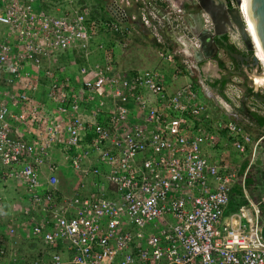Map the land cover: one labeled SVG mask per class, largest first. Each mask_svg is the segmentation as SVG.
Wrapping results in <instances>:
<instances>
[{
    "label": "built area",
    "instance_id": "1",
    "mask_svg": "<svg viewBox=\"0 0 264 264\" xmlns=\"http://www.w3.org/2000/svg\"><path fill=\"white\" fill-rule=\"evenodd\" d=\"M64 1L68 7L52 14L41 0H0V185L23 189L28 203L22 226L50 253L48 260L14 263L264 264L260 205L226 213L247 172L242 175L225 152L216 160L204 152L219 135L204 125L212 117L196 85L189 81L170 92L171 78L160 69L130 74L117 68L115 49L138 20L160 45L172 79L191 76L192 60L164 36L170 28L192 53L200 48L181 4L108 0V16L96 17L88 1ZM202 18L213 30L210 15ZM107 33L116 39L97 45L101 63L82 67L77 84L61 69L65 77H59L57 57L77 49L89 58L93 40ZM229 33L244 49L239 34ZM224 106L231 118L211 120L213 128L224 131L239 154L250 147L255 153L258 142L237 121L238 113ZM55 151L63 162L54 160ZM66 164L79 183L65 194ZM89 182L96 190L86 194ZM5 198L0 188V207ZM33 210L44 217L36 219ZM60 243L68 258L56 250ZM0 254L8 253L0 248Z\"/></svg>",
    "mask_w": 264,
    "mask_h": 264
},
{
    "label": "crops",
    "instance_id": "2",
    "mask_svg": "<svg viewBox=\"0 0 264 264\" xmlns=\"http://www.w3.org/2000/svg\"><path fill=\"white\" fill-rule=\"evenodd\" d=\"M176 1L177 3L181 4V6L185 5L183 6L182 10H183L185 19L189 25V21H188L189 17L195 14L193 11L194 6L192 2H188L187 4H185V1L183 0H176ZM64 2H65L64 0H41V6H44L43 9L49 13L61 14L63 10L66 9V7H68V4H65ZM130 9L131 10L133 9V11L135 12L136 7H132ZM99 13L100 15H97L96 17L98 16L106 17V15L108 16V14L104 12V8H102L101 6H100ZM136 21L138 24L141 25V23L138 20ZM134 28H135V31L133 32V34L128 39H126L123 42V44L120 45V47L117 46V48L115 49L116 54H117V68L124 70L130 74L135 73V71H138L140 69H160L167 74L168 78H171L169 79V82H168V89L170 92H173L179 89L181 86L188 83L189 81H192L196 85V88L198 89L202 97V101L209 107V112L212 117L211 120L214 124L217 121H220V120L227 121L231 118L230 117L231 113H229L227 110L228 108H224L225 107L224 105L226 103L229 105L232 111L238 113L235 110V107H233V105H231L227 101V98H229V100H231L234 103V106L240 107L241 104H236L233 99L237 98L239 102L245 99V96H243V94H242L243 98L242 96L241 97L239 96L240 93L244 92V89H242L237 83V81H239L238 79H240V83H241V81H243L242 79L243 78L245 79V77L238 76L236 75V73H234L235 75L233 74V71L236 68V64L234 63V60H232L231 58H228L227 56L228 52L226 50L224 49L220 50L219 51L220 53H218L219 57H217L218 55L216 56L217 59L197 61V56L195 55V51L192 53L189 50L188 44L182 42V40L178 38L177 34H175L170 28H166L164 30V36L167 42L170 44V46L176 50L181 51L183 56L192 60V63H193V72L191 76L186 72L183 76L178 77L176 79H172L171 70L167 68V66L162 62L161 58L158 55V47H155L152 44L153 42H155V39L153 38L152 34L145 27L143 28L144 34L141 30L137 29L135 25H134ZM146 36L149 38L148 40L150 41V44H151L150 45L151 50L156 52L155 55L153 53V59L147 60L145 59L144 56H142L141 58H139L140 60L136 61V63H133V61L132 62L129 61L130 56H128L127 54L128 53L127 47L130 45V42L134 41L139 45H144L145 40L147 41ZM115 39H116V35H111L109 33L101 34L100 36L96 37L93 40V43L91 46L92 52L89 58H85L84 54L80 50H77V49L70 50L62 54L61 56L57 57L56 59L57 61L56 63L53 64V67L55 70H57V74L59 75V77L60 76L61 78L65 77L64 74L62 75V73L60 72V69H61L63 73H67L66 76H69L72 78V82L77 84L78 81H81L79 71L82 67L90 68V67H93L96 63L102 62V53L97 50V45L99 43L113 44L115 42ZM148 59H150V57ZM142 60H143V63L141 62ZM220 62H224L225 64L224 68L220 66ZM197 72L199 75H197ZM229 72H232V77H231L230 83L227 84V87L225 90V94L227 97L226 98V97L221 96L215 89H213L207 83V81L214 82L216 80H220L224 76L230 74ZM251 75L252 74L249 73V76ZM197 78H200V80ZM245 81H248V80L245 79ZM249 89L251 90L254 89L257 92H259V88H256L254 86L252 87L249 86ZM44 97H45V94L41 95V99L45 100ZM247 101H248L246 103L247 106L252 111L258 112L254 108L250 107V105L255 103V101L257 102L261 100H259L258 98L256 99L251 94ZM253 105L257 108L261 107V105L259 104H253ZM238 115L240 117V119L239 117L237 118V121L239 123H245V122L254 123L253 121H250L248 117L240 115L239 113ZM211 120L207 121L206 124L204 123V125L208 129L209 132L216 133L219 135V141L215 147H210L204 144L203 146L204 152L209 158H211V160L219 159L222 153L225 152V155L230 160H232L235 164L239 165L237 166L241 170L240 173L244 174L249 164L247 158L252 157V153H251L252 148L251 147L249 148V152L247 154H239V152H237L231 144H227V136L225 132L222 130L213 128V124ZM249 153H251L250 154L251 156L249 155ZM245 164L247 165L243 172V167L245 166ZM102 169L106 170L107 168L103 166ZM71 174L72 176H69L68 174L64 172V169H63L61 189L62 191L65 192V194L73 190V188L76 187V185H78L79 183V176L75 172H72ZM239 184L242 185L243 183L240 182ZM12 185L14 184L10 183L7 186L3 184L0 185V188L4 190V193L6 196L5 200L2 202V206L0 207V209H2V211H0V215H1L0 239H2L4 235V239L0 240V244L2 245L1 246L2 248L7 249V253H8L5 256L0 255V264H15L14 260L19 261L21 260V258L26 259L27 257L28 259L44 257L45 260H48L50 253H49L48 248L45 246V243L43 242V240L29 238L28 232L24 230L22 223H21L24 220L22 205H26L28 203V197L25 194V192H23L22 188H19V189L15 187L12 188ZM95 190L96 189L93 188L89 182L88 187L86 188L84 193L89 194L91 191H95ZM251 202L253 201L250 200L249 203L246 205H249ZM32 215L36 217V219L38 218L39 220L44 217V214L40 210H33ZM11 228L15 229V232L13 234H11L9 231ZM56 250H59V252H61V254L65 258H68L70 256L69 251L66 249L65 244L63 243H60L56 247Z\"/></svg>",
    "mask_w": 264,
    "mask_h": 264
},
{
    "label": "water",
    "instance_id": "3",
    "mask_svg": "<svg viewBox=\"0 0 264 264\" xmlns=\"http://www.w3.org/2000/svg\"><path fill=\"white\" fill-rule=\"evenodd\" d=\"M249 4V14L253 23L254 32L258 41L259 49L264 57V0H247ZM192 2L194 15L189 17V27L194 36L200 40V48L195 49L197 61H206L214 59L220 46L218 38L226 35L229 30L239 34L244 45V53H248L252 58L250 67H254L252 76L264 73L256 71L260 66L253 38L248 30V24L242 14V0H235L236 5H228L226 0H185V4ZM185 6V5H183ZM183 6L181 8L183 9ZM206 12L212 19L213 30L205 27L202 13ZM227 51L235 59L242 60L243 55L240 52H233L229 48ZM257 87V85H256ZM259 99L264 97L260 95ZM257 165L262 166V161L257 160ZM262 236L264 237V224L262 226Z\"/></svg>",
    "mask_w": 264,
    "mask_h": 264
},
{
    "label": "rangeland",
    "instance_id": "4",
    "mask_svg": "<svg viewBox=\"0 0 264 264\" xmlns=\"http://www.w3.org/2000/svg\"><path fill=\"white\" fill-rule=\"evenodd\" d=\"M131 42H130V45L127 47L128 48V53L127 54H128V56H130L129 61H131V62L133 61V63H136V61L140 60L139 58H141L142 56H144L145 59H147V60H152L153 59V53L155 55L156 52L151 50V48H150L151 44H150V41L148 39H147V41L145 40V44L144 45H139V44H137L134 41H131ZM239 49L242 50L243 48H239ZM137 56H138V58H137ZM149 57H150V59H148ZM141 62L143 63V60ZM263 70L264 69H263L262 64H260V66L256 68V71H258V72H262ZM251 74H252V72H251ZM197 75H199L198 72H197ZM251 77H253V76L251 75ZM255 77L256 76H254V79H255ZM197 79L200 80V78H197ZM238 80H239V81H237L238 85L242 89H244V92L240 93L241 95L239 94L240 97L242 96V94H243V96H245V93L247 92V88H249V86H251V87L252 86H254V87L256 86V85H254L255 81H253L251 79L249 81H245V79L243 78L242 79L243 81H241V83H240V79H238ZM244 81H245V83H244ZM249 82H251L252 85ZM261 82L262 81L258 80V83L263 86L264 84L261 83ZM261 85L259 86L260 87L259 91H262V90L264 91V88H262ZM256 88H258V87H256ZM243 96H242V98H243ZM233 100L235 101L236 104H241L242 103V101L239 102L237 100V98L236 99L234 98ZM221 104H223V103H221ZM253 104H258V102L255 101V103H253ZM253 104L250 105V107L254 108L255 110H257L258 112H260L261 114L264 115V107L261 105V107L257 108ZM224 108H226V107H224ZM239 119H240V117H239ZM240 124H242L244 127H246L247 130L249 131V133L252 135L253 139L256 142H258V146H257V149H256L255 153L251 152L252 153V157H248L247 158L249 164H248L246 172L248 173L249 170H250V172L253 174L255 182H254V184L252 186V192H253V194L255 196L259 197V199L261 200V202L264 205V127H258L254 123H250V122H245V123H240ZM251 153H249V155ZM258 159H260L262 161V166L257 165V160ZM54 160L59 161V162H63L64 161V159L62 158L61 154L59 152H57V151H55ZM66 165L67 166L64 169V172L66 174H68L69 176H72L71 173L75 172L74 169L69 164H66ZM236 165H238V164H236ZM246 172H244V174ZM15 186H16L15 184L12 185V188H14ZM242 187L244 189V193H245L246 198L249 199V201L251 200L254 203H256V201H254L251 198V194H250L249 190L247 189V187H245V183L242 184ZM256 204L260 205L259 203H256ZM260 208H261V211H262L261 205H260ZM262 217L264 219V215H262ZM0 219H1V215H0ZM0 231H1V229H0ZM3 237H4V235H3Z\"/></svg>",
    "mask_w": 264,
    "mask_h": 264
},
{
    "label": "trees",
    "instance_id": "5",
    "mask_svg": "<svg viewBox=\"0 0 264 264\" xmlns=\"http://www.w3.org/2000/svg\"><path fill=\"white\" fill-rule=\"evenodd\" d=\"M82 1L83 2L88 1L90 3V5L92 6V9H93V13H94L93 15L94 16L100 15V13H99L100 6L102 8H105L107 3H108V0H82ZM227 1H230V0H227ZM43 7L44 6H42V8ZM128 11L130 13L134 12L133 9L132 10L129 9ZM132 24H134L137 29H139V30H141L143 32L144 26H142V24L141 25L138 24L137 21H133ZM143 34H144V32H143ZM147 39H149V38L147 37ZM225 40L226 41L228 40V37L226 35L218 38L217 42H218L219 45H221L222 41H225ZM152 44L155 47H158V49L160 48V45L156 41L153 42ZM230 49L235 51V52H239L240 51L239 48L235 44L230 45ZM220 66L222 68H224L225 67L224 62H220ZM231 77H232V73L224 76L220 80H216L214 82L207 81V83L213 89H215L221 96L226 97L225 90H226L227 84L230 83V81H231ZM249 92H251V89H248V93ZM44 94H45V91L42 92V95H44ZM227 101L231 105H233V107H235V110L240 115L248 117V119H250V121H253L254 123H256L258 127H264V115H262V114H260L259 112H256V111H251V109L247 106L246 102H242L240 107H236V106H234V103L231 100H229V98H227ZM246 165L247 164H245V166L243 167V172H244V170L246 168ZM254 182L255 181H254L253 174L249 170V172L246 175V179H245V187H247V189L249 190V192L251 194V198L254 201H256V203H259L261 205V207H262V215H264V205H263V203L261 202L259 197L255 196L253 194V192H252V186H253ZM248 203H249V199L246 198L245 193H244V189H243L242 185L239 184L238 186H236V188L233 191V196L231 198L230 205H229L226 213L227 214H231V213L237 212L242 205H245V204H248ZM3 239H4V237H2V239H0V240H3ZM1 246L2 245L0 244V248H2ZM6 251H7V249H6ZM28 260H31V259H28V257L26 259H22L21 258V260H19V261L25 262V261H28Z\"/></svg>",
    "mask_w": 264,
    "mask_h": 264
},
{
    "label": "flooded vegetation",
    "instance_id": "6",
    "mask_svg": "<svg viewBox=\"0 0 264 264\" xmlns=\"http://www.w3.org/2000/svg\"><path fill=\"white\" fill-rule=\"evenodd\" d=\"M246 16H247V14H246ZM226 36L228 37V40L227 41L226 40L225 41H222L221 45H219L220 46V50L224 49V50L227 51V48L230 49V45L234 44V42H233V40H232L229 32L226 34ZM239 50H240L239 52L242 53V55H243V59L242 60L235 59L234 57H232L231 54L229 53V51H227L228 52V55L227 56H228V58H231L232 60H234V63L236 64V68L233 71V74L236 73V75L241 76V77H245V79L249 81L251 79L250 76H249V73H251V71H253V69H254V67H250V65L252 63V58L250 57V55L248 53H244V49H242V50L239 49ZM233 52H235V51H233ZM235 53H237V52H235ZM217 57H219V55ZM217 57L214 58V59H217ZM229 73H232V72H229ZM255 79H254L255 84L259 86L258 81H256ZM248 89L249 88H247V92L245 94V99L242 102H246L247 103L248 102L247 100H248V98H249V96L251 94L256 99L258 98L259 95H260V97L261 96L264 97V91L257 92L256 90L252 89L251 92L248 93ZM259 100H261V101H257L258 104L259 105H262L264 107V100H263V98H261ZM254 124L257 125L256 123H254Z\"/></svg>",
    "mask_w": 264,
    "mask_h": 264
},
{
    "label": "bare ground",
    "instance_id": "7",
    "mask_svg": "<svg viewBox=\"0 0 264 264\" xmlns=\"http://www.w3.org/2000/svg\"><path fill=\"white\" fill-rule=\"evenodd\" d=\"M242 13L244 14V18L246 19L247 21V24H248V30L253 38V41H254V44H255V49H256V52H257V56L259 58V61L260 63L262 64L263 66V69H264V57L262 56L261 54V51L259 49V45H258V41H257V38H256V35H255V32H254V27H253V23H252V20H251V17H250V14H249V4H248V1L247 0H242ZM246 11V12H245ZM247 16H246V14ZM256 81H262L261 83L264 84V73L261 74V75H256L255 77ZM258 78V79H257ZM260 85V84H259ZM257 87H259L257 85Z\"/></svg>",
    "mask_w": 264,
    "mask_h": 264
}]
</instances>
